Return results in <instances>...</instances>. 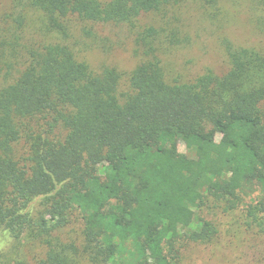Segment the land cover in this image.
Masks as SVG:
<instances>
[{"label":"trees","instance_id":"trees-1","mask_svg":"<svg viewBox=\"0 0 264 264\" xmlns=\"http://www.w3.org/2000/svg\"><path fill=\"white\" fill-rule=\"evenodd\" d=\"M245 1L264 31V0ZM10 2L11 22H0V231L41 245L37 264H179L184 243L216 237L199 216L210 202L232 212L256 195L247 225L264 234V52L226 42L225 74L168 83L162 31L137 22L180 0ZM78 23L88 39L102 26L132 36L141 62L126 91L116 69L94 74L76 58L67 41Z\"/></svg>","mask_w":264,"mask_h":264},{"label":"rangeland","instance_id":"rangeland-1","mask_svg":"<svg viewBox=\"0 0 264 264\" xmlns=\"http://www.w3.org/2000/svg\"><path fill=\"white\" fill-rule=\"evenodd\" d=\"M11 15L10 0H0V22L7 18L10 23ZM150 26L162 31L160 58L168 83L189 82L206 71L217 76L225 74L229 68L226 42L264 52V31L255 26L245 0H217L215 8L208 0H180L177 6L161 14L144 15L137 22L139 28ZM26 27L28 31H38L36 16L27 20ZM72 34L73 40L67 43L76 58L94 74L103 68L116 69L121 76L119 89L126 91L129 74L141 59L134 55L133 39L125 27H95L93 39H88L78 23ZM178 150L192 155L182 144ZM258 198L254 195L244 199L232 212L213 208L210 202L199 216L213 223L217 235L209 244L184 243L179 249V264H264V234L256 226H248L246 217L247 206ZM81 230V220L75 215L65 232L66 238L77 240ZM45 251L38 243L29 244L24 240L16 243L0 231V264H37Z\"/></svg>","mask_w":264,"mask_h":264}]
</instances>
